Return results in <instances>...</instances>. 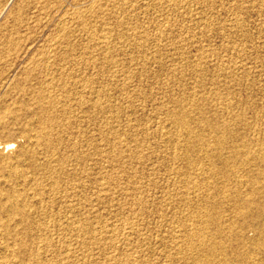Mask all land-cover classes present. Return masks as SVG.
Here are the masks:
<instances>
[{"label":"rangeland","instance_id":"rangeland-1","mask_svg":"<svg viewBox=\"0 0 264 264\" xmlns=\"http://www.w3.org/2000/svg\"><path fill=\"white\" fill-rule=\"evenodd\" d=\"M263 155L264 0H0V264H264Z\"/></svg>","mask_w":264,"mask_h":264},{"label":"bare ground","instance_id":"bare-ground-1","mask_svg":"<svg viewBox=\"0 0 264 264\" xmlns=\"http://www.w3.org/2000/svg\"><path fill=\"white\" fill-rule=\"evenodd\" d=\"M238 26H239V25H238ZM184 126H185V125H184ZM40 131H41V130H40ZM222 132H223V131H222ZM220 133H221V132H220ZM41 134H42V133H41ZM216 135H217V134H216ZM218 137H219V136H218ZM37 140H38V139H37ZM190 141H191V140H190ZM236 141H237V140H236ZM246 141H247V140H246ZM227 142H228V141H227ZM234 143H235V142H234ZM236 143H237V142H236ZM245 143H246V142H245ZM245 143H244V144H245ZM247 144H248V143H247ZM247 144H246V145H247ZM257 144H258V143H257ZM12 145H13L12 142H9V143L7 142V143H5L4 148H5V149H9V148H11ZM13 146H14V145H13ZM220 146H221V145H220ZM232 146H233V145H232ZM238 146H240V145H238ZM236 147H237V146H236ZM11 150H12V148H11ZM11 150H10V151H11ZM232 151H233V150H232ZM234 151H235V150H234ZM12 152H13V151H12ZM229 152H230V151H229ZM240 152H241V151H240ZM234 153H235V152H234ZM242 154H243V153H242ZM262 154H263V153H262ZM16 155H17V154H16ZM235 155H236V153H235ZM18 156L21 157V155H18ZM16 157H17V156H16ZM234 157H235V156H234ZM259 157H260V156H259ZM261 157H264V155L261 156ZM15 159H16V158H15ZM259 159H260V158H259ZM261 159H262V158H261ZM9 160H10V159H9ZM11 160H12V159H11ZM16 162H17V160H16ZM16 162H15V163H16ZM13 163H14V162H13ZM8 165H9V164H8ZM9 166H11V165H9ZM13 166H14V165H13ZM11 167H12V166H11ZM13 168H14V167H13ZM10 169H12V168H10ZM10 169H9V170H10ZM53 170H55V169H53ZM11 172H12V174H16L17 176H18V174H21V173H22V171H21V173H20L19 170H16V168H15L14 170L12 169V171H10V173H11ZM18 172H19V173H18ZM10 173H9V174H10ZM9 174H8V175H9ZM22 174H23V173H22ZM14 177H15V176H14ZM9 178H10V176H9ZM30 184H31V183H30ZM14 193H15V192H14ZM17 193H18V192H17ZM236 194H237V193H236ZM11 195H12V194H11ZM49 195H50V194H49ZM12 196H13V195H12ZM12 196H11V197H12ZM15 196H16V194H15ZM18 197H19V196H18ZM241 197H243V196H241ZM249 197H250V196H249ZM8 198H9V197H8ZM12 198H13V197H12ZM16 198H17V197H16ZM21 198H22V197H21ZM237 198H238V197H237ZM5 199H6V198H5ZM40 199H41V198H40ZM69 199H70V198H69ZM245 199H246V198H245ZM6 200H7V199H6ZM10 200H11V198H10ZM15 200H17V199H15ZM251 200H252V199H251ZM4 202H5V201H4ZM244 202H245V201H243V204H245ZM235 203H236V202H235ZM255 203H256V202H255ZM8 204H9V203H8ZM21 204H22V203H21ZM46 204H47V203H46ZM241 204H242V203H241ZM11 205H12V204H11ZM224 205H225V204H224ZM3 206H5L4 203H3ZM242 206H243V205H242ZM5 207L8 208L7 206H5ZM10 207H11V206H10ZM10 207L8 208L9 210H10ZM13 207H14V205H13ZM248 207H249V206H247V208H248ZM250 207H251V206H250ZM18 208H19V207H18ZM21 208H22V207H21ZM251 208H252V207H251ZM251 208H250V209H251ZM42 209H43V208H42ZM252 209H253V208H252ZM252 209H251V210H252ZM11 210H12V209H11ZM15 210H16V209H15ZM236 211H237V210H236ZM239 211H240V209H239ZM249 211H250V210H248V212H249ZM245 212H246V211H245ZM253 212H254V211H253ZM253 212H252V213H253ZM16 213H17V212H16ZM211 213H212V212H211ZM241 213H244V212H243V209H242V212H241ZM241 213H240V214H241ZM249 213H251V212H249ZM238 214H239V213H238ZM209 215H210V214H209ZM245 215H246V214H245ZM241 217H242V216H241ZM4 220H5V219H4ZM5 221H6V220H5ZM11 221H12V220H11ZM237 221H238V220H237ZM237 221H236V222H237ZM2 222H3V220H2ZM2 222H1V223H2ZM5 224H6V223H5ZM7 224H8V223H7ZM241 224H242V223H241ZM237 226H238V225H237ZM0 228H1V227H0ZM93 228H94V227H93ZM233 228H234V227H233ZM5 230H6V229H5ZM232 235H233V234H232ZM84 236H85V235H84ZM211 237H212V236H211ZM226 237H227V236H226ZM210 239H211V238H210ZM205 240H206V239H205ZM211 240H212V239H211ZM215 240H216V239H215ZM215 240H214V241H215ZM235 240H236V239H235ZM241 241H242V240H241ZM203 242H204V240H203ZM203 242H202V243H203ZM211 242H212V241H211ZM221 242H222V241H221ZM246 242H247V241H246ZM200 244H201V243H200ZM206 245H207V244H206ZM206 245H205V246H206ZM196 246H197V245H196ZM202 248H203V247H202ZM216 249H217V248H216ZM221 249H222V248H221ZM211 250H215V249H211ZM220 254H221V253H220ZM213 256H214V254H213ZM219 256H220V255H219ZM223 259H225V258H223ZM227 264H228V263H227Z\"/></svg>","mask_w":264,"mask_h":264}]
</instances>
